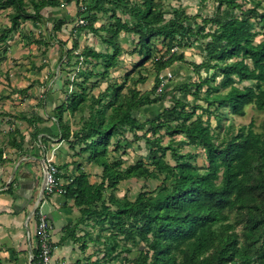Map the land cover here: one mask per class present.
Here are the masks:
<instances>
[{"label":"trees","instance_id":"16d2710c","mask_svg":"<svg viewBox=\"0 0 264 264\" xmlns=\"http://www.w3.org/2000/svg\"><path fill=\"white\" fill-rule=\"evenodd\" d=\"M61 1L85 3L84 9L77 7L76 15H84L81 17L84 22L78 24L76 29L92 33L103 31L102 43L112 48L111 52L99 51L85 45L75 53L78 63L90 58L100 61L103 67L101 75L105 76L107 69L117 63L121 51L118 36L124 31L137 36V51L142 59L151 55L152 39L161 38L165 43L166 51L153 59L158 75L175 61H184L182 52H176L174 47L190 46L194 41L190 40L193 36L207 37L209 39L203 48L205 61L190 65L196 73L202 67L212 69V73L199 82L179 83L175 85L177 90L199 98L201 86L206 84V94L199 99L207 106L227 105L236 115H243L244 107L248 104L264 111V34L255 42L254 37L258 32L251 21V17H258L264 23V12H258L253 7L249 15L240 11L239 15L233 16L232 8L240 6L235 0H214L218 4L215 16L202 18L200 23L192 25L188 16L178 8L173 9L170 18H165L160 3L169 0H0V10H9L7 19L10 23L7 27H0V41L5 40L7 33L14 31L21 20L45 21L43 9L59 7ZM223 4L227 8L221 12ZM117 11L128 15L131 20H123ZM102 13L109 14L112 21L108 25L97 26ZM63 23V18L58 19L53 24L55 31ZM209 23L214 28L209 29ZM77 46L75 39L67 54ZM77 72L79 76H84L85 81L87 72L80 69ZM88 74L94 75L92 71ZM217 75H220V80L211 84ZM143 81V76L137 79V82ZM161 82L162 79L157 76L149 90L140 92L132 87L125 95H121L122 84L109 83L95 97L98 98L93 101L95 104L106 97L109 100L99 104L83 120L71 145H81L77 154H86L90 163L101 168L100 178L91 182L80 161H74L71 172L63 176L64 183L60 186L62 196L78 208L80 220H107L112 229L124 238L135 241L138 236L145 241L146 244L138 249V264H176L171 249L182 243L185 247L181 249L183 256L180 264H212L213 261L216 264H264V203L259 200L260 195L264 194V135L254 130L251 120L247 125L240 126L230 138L215 143L210 124L200 116L192 120L196 110L202 109V106L189 104L183 98L175 99L173 104L163 107L152 118L139 113L140 108L164 99V88L156 92ZM244 82L248 84L238 85ZM74 83L80 90L66 96V99L69 98L67 104L62 102L54 107L53 116L55 114L59 125L64 110L76 113L83 110L84 106L81 105L85 104L86 107L87 96L85 89L81 88L82 82ZM220 86L227 89L220 92ZM109 87L114 89L113 92L109 93ZM107 108L109 112H106ZM161 129L183 133L188 140L202 146L207 160L206 168L199 171L188 161L189 154L179 153L170 141L161 144L158 139L153 141L155 149L149 150L150 165L136 161L122 167L121 158H108L112 138L122 136L126 131L134 137L139 131L144 136L153 135ZM34 135H38L37 130ZM64 135H68V132ZM167 150L175 160L174 165L165 160ZM57 169L58 179L60 174ZM134 177L157 179L160 183L153 192L142 189L133 199L125 195L117 196L114 190L119 183ZM6 189L12 190L10 183L6 184ZM107 190L109 194L105 197ZM232 209H245L247 212L244 240L240 243L235 233H228L227 229L232 228V224L224 223L228 220L227 211ZM74 228L67 223L60 241L73 237ZM216 240L219 247L215 253L210 257L205 256ZM149 252L150 261L146 263ZM74 264H81V261L76 260Z\"/></svg>","mask_w":264,"mask_h":264},{"label":"rangeland","instance_id":"374dc122","mask_svg":"<svg viewBox=\"0 0 264 264\" xmlns=\"http://www.w3.org/2000/svg\"><path fill=\"white\" fill-rule=\"evenodd\" d=\"M61 2L59 7L43 9L45 21L21 20L19 26L14 31L7 33L5 40L0 41V190L5 188V181L2 178H6L12 190L1 195H7L14 199L12 208L16 204L25 207L26 215L31 212L27 218V220L30 219L28 220V229L31 233L36 229H33L32 222L38 221L41 214L46 216L52 227L50 217L44 211L47 206L43 210V203L51 201L49 199L54 197L55 192L44 193V196H41L40 193L41 161L44 155L51 151L54 152V162L59 168L60 174L57 182H64L63 176L71 172L74 161H80L83 169L88 172L91 182L99 180L101 168L90 163L86 154L80 156L77 154L80 144L76 143L73 146L71 143L75 138L74 134L81 128L83 120L88 118L90 112L99 104H105L109 100L106 97L99 104L93 102L98 99L95 97L104 91L109 83L122 84L121 95H125L132 87L140 92L149 90L155 83L157 76H160L166 92L164 99L140 108L138 112L152 118L163 107L173 104L177 98H183L189 104H200L202 109L196 110V115L192 120L196 116H200L205 122H208L215 143H221L230 138L240 126L247 125L251 120L254 122V130L264 135L263 110H258L248 104L244 107L243 115H236L230 111L227 105L207 106L203 100H200L206 94V84L201 86L200 99L181 93L175 87L179 83L199 82L201 78L210 76L212 69L202 67L196 73L190 65L205 61L206 55L203 48L209 38L193 36L190 40L194 41L190 46L174 47L176 52H182L184 61H175L157 75L153 59L166 51L165 43L161 38L152 39L150 42L151 55L142 59L143 57L137 51V36L122 31L118 36L121 51L117 56V63L109 67L105 76H102L103 67L100 61L90 58L89 61L78 63L75 53L81 51L85 45L94 47L99 51L111 52L112 48L106 43H102L101 39L104 32L92 33L89 30H77V25L83 24L80 23V19L84 16L76 15L77 7L84 9L85 3L80 1L78 4L75 1ZM235 2L240 6L232 8L231 14L233 16L239 15L240 11L249 15V10L253 7L258 12H264V0H235ZM160 6L165 11V18H170L173 9L178 8L182 14L188 16L189 24L194 25L196 22L200 23L202 18L215 16L218 4L214 0H169L160 3ZM226 8L225 4L221 5V12L226 11ZM7 11L9 10H0V26L3 24L6 27L10 25L7 19ZM117 13L123 20H131L128 15H124L120 11ZM61 18L64 19V23L58 31H55L53 24ZM99 19L96 23L97 26L99 24L108 25L112 21L109 14L103 13L100 14ZM251 21L258 32L254 41L258 42L264 34V23L258 17H251ZM207 27L212 29L214 25L209 23ZM75 39L78 46L74 51L67 54V49L72 47ZM38 40L41 42L38 43ZM43 40L46 41L43 42ZM78 69L87 72V74L85 73V81L82 74L79 76ZM87 70L92 71L94 75L88 74L89 71ZM169 71H171L172 77L166 79V72ZM141 76L145 77V81L137 82ZM219 80L220 75H217L211 84L218 83ZM77 81L82 82L81 88L86 91V107L85 104L81 105L84 106L83 110L76 113L64 110L61 114V125H59L55 114L53 116L54 107L62 102L67 104L69 98L66 99V96L72 94L73 91L80 90L74 83ZM243 84H248V82L238 85ZM226 89L227 87H219L220 92H224ZM113 90L112 87H109V93ZM156 92L161 91L157 90ZM109 111L110 109L107 108L106 112ZM28 119L30 121H27ZM35 130L39 135H34ZM43 132L44 134H41ZM67 132L68 135L65 136L64 134ZM156 139L161 144L170 141L177 152L189 154L188 161L196 166L199 171L206 168L207 160L202 146L188 140L183 133H170L165 129L146 136L139 131L136 133V137L126 131L124 135L112 138L108 158L110 160L121 158L123 160L122 167L136 161L150 165L149 150L155 149L153 141ZM165 160L169 164H175V160L168 150L165 154ZM159 183L160 181L157 179L134 177L121 181L114 191L119 197L125 195L129 199H133L142 189L153 192ZM57 185L60 186L59 183ZM108 192L109 190L104 192L105 197L108 196ZM64 200L55 201L54 204L58 205L60 213L62 212L60 222L64 224L66 219L70 220L68 223L75 227V235L68 237L63 242L58 241L61 247L57 249L59 256L53 258L54 264H74L76 260H80L81 264L93 262V264L139 263L136 261V256L138 249L146 244L145 241H142L138 236H136L135 241L124 238L112 229L113 226L107 220H80L78 208L69 206L66 202L63 204L62 201ZM259 200L264 203V194L260 195ZM36 209L39 211L37 214ZM227 213L228 220L224 223L232 224L233 227L228 229L225 227V229L228 230V233H235L240 243L244 240V224L247 212L245 209H232ZM26 222L25 220L24 225L27 224ZM58 224H60L59 221L54 222V227L56 228ZM25 230L27 231L26 227ZM51 237L52 239L57 237L55 231L53 236L51 231ZM148 237L151 238L150 235ZM34 240L32 237L31 242L33 243ZM218 244V240H216L204 255L210 257L219 247ZM22 247L24 248L22 251L16 248V251L10 255L0 254L1 264H29V248L25 235ZM184 247L185 244L182 243L180 246L171 249L176 264H180L182 261L183 252L181 249ZM3 248L4 245L0 244V251ZM19 252H22L24 258L18 259L20 257L17 255ZM150 254L151 252H149L146 263L150 261ZM212 264H216V262L213 261Z\"/></svg>","mask_w":264,"mask_h":264},{"label":"crops","instance_id":"0c3cea01","mask_svg":"<svg viewBox=\"0 0 264 264\" xmlns=\"http://www.w3.org/2000/svg\"><path fill=\"white\" fill-rule=\"evenodd\" d=\"M5 26L6 25L3 24L0 27H5ZM41 134H44V132ZM37 139L39 140V137ZM41 171H42V164H41ZM2 179H3V181H5L4 182L5 188L3 190H0V244H3L4 248L2 251H0V254L5 253L6 255H10L13 251H16V248H17V250L22 251L24 249L22 247V241H23V237L25 235L26 240H27V245L29 248V258H30V244L32 243L31 238L32 237L34 238V233H35V231H33L31 233L30 230L28 229V220H30V219L27 220V218H29L28 215L31 212H29L26 215L25 207H20L19 205H16V204H14V206L12 208V205L14 203V199L11 198L10 196H7V195H4V196L1 195L2 193H5V192H7V193L11 192V191L6 189V184H8L6 178H2ZM58 183L61 186V185H63L64 182H58ZM42 184H43V173H42V182L40 184V189L42 187ZM61 199H64L62 194L55 192L54 197H50V199H49L51 201H47V202L43 203V210H44V207L47 206V208L44 211H46V213L50 217V220L52 223V227H51L52 236L54 234V231L57 235V237L55 239H52L54 244H58L57 246H55L56 250H54L55 251L54 252V258L59 256V250H57V249H60L61 245L58 241H60V238L63 235L64 225L70 221V220L66 219L65 220L66 222L64 224H62L60 222L62 212L60 213V208H58V205L54 204V202L55 201H61ZM62 202H63V204H64V202H66L69 206L70 205L72 206V201H70V200H64ZM62 207H63V205H62ZM56 208H58V209H56ZM25 220L27 221L26 222L27 224L24 225ZM56 221H59L60 224H58V226L55 228L54 222H56ZM35 225H36V221L34 220L32 222L33 229L35 228ZM25 227L27 228V231L25 230ZM17 255L20 256V257H18V259L24 258V255L22 254V252H19ZM17 255H15V256H17ZM28 262H29V259H28Z\"/></svg>","mask_w":264,"mask_h":264},{"label":"built area","instance_id":"2783aa9c","mask_svg":"<svg viewBox=\"0 0 264 264\" xmlns=\"http://www.w3.org/2000/svg\"><path fill=\"white\" fill-rule=\"evenodd\" d=\"M80 19V23H83ZM172 77V73L166 72V79ZM164 88L161 82L157 90L162 91ZM43 173V192L44 193L58 192L62 193L63 190L58 186L56 173L58 171L54 162V152L44 155L41 161ZM36 214L39 213L38 209L35 210ZM34 233V242L30 244V260L29 264H54V249L55 245L51 238V225L45 215L41 214L38 221H36Z\"/></svg>","mask_w":264,"mask_h":264},{"label":"water","instance_id":"95a60500","mask_svg":"<svg viewBox=\"0 0 264 264\" xmlns=\"http://www.w3.org/2000/svg\"><path fill=\"white\" fill-rule=\"evenodd\" d=\"M43 187H44V186H43V184H42V187H41L40 193H42V192H43Z\"/></svg>","mask_w":264,"mask_h":264}]
</instances>
